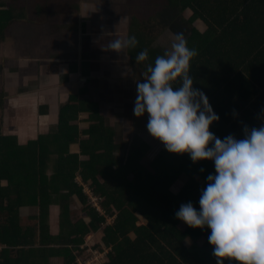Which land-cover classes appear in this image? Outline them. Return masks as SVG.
<instances>
[{
    "label": "trees",
    "instance_id": "1",
    "mask_svg": "<svg viewBox=\"0 0 264 264\" xmlns=\"http://www.w3.org/2000/svg\"><path fill=\"white\" fill-rule=\"evenodd\" d=\"M11 1L19 0H0V42L13 21L32 22L37 16L35 21L42 22L78 4L43 0L42 7L36 1L25 13ZM230 1L231 7L222 0H167V8L159 1L150 12L154 15L142 23L137 1L127 0L131 29L140 30L135 34L138 45L128 48V55L144 82L147 66H154L165 51L152 45L154 37L145 31L156 29L148 25L156 21L157 28L183 33L188 47L198 52L190 61L193 87L205 93L220 118L209 130L220 139H243L245 126L264 124V0ZM184 10L190 11L187 19L181 17ZM196 20L209 31L200 33L193 26ZM145 49L148 59L137 63L135 57ZM87 93L84 88L70 96L45 137L18 145L14 137L0 135V264H79L83 238L97 232L110 250L103 264H216L210 229L191 228L175 217L188 202L199 211L207 176L215 174L214 162L193 163L188 154L169 153L159 140L162 148L149 163L150 171L138 163L147 146L142 151L134 142L126 156L115 158L114 151L122 146L113 144L114 132L104 126L99 104ZM79 114L87 115V129L74 124ZM71 146L79 152L69 154ZM179 181L185 184L174 193L171 188ZM81 184L98 207L89 204ZM24 209H35L36 215L22 218ZM56 212L52 228L50 214ZM106 219L112 224L106 226ZM139 219L145 224L137 226Z\"/></svg>",
    "mask_w": 264,
    "mask_h": 264
},
{
    "label": "clouds",
    "instance_id": "2",
    "mask_svg": "<svg viewBox=\"0 0 264 264\" xmlns=\"http://www.w3.org/2000/svg\"><path fill=\"white\" fill-rule=\"evenodd\" d=\"M137 45L134 35L117 37L105 50L120 55ZM197 55L183 33H173L170 48L147 66L144 82H136L134 115L148 114V133L169 153L188 154L193 163L214 162L199 211L188 202L175 217L191 228L210 229L216 264H264V124L245 126L243 139H220L209 130L220 118L205 93L193 87L190 61ZM147 59V49L135 57L137 63Z\"/></svg>",
    "mask_w": 264,
    "mask_h": 264
},
{
    "label": "crops",
    "instance_id": "3",
    "mask_svg": "<svg viewBox=\"0 0 264 264\" xmlns=\"http://www.w3.org/2000/svg\"><path fill=\"white\" fill-rule=\"evenodd\" d=\"M163 1L165 8H167V0ZM93 2V4L88 5L89 3H79L78 0L77 8L76 4L72 8L67 6L65 9L70 8V12L61 13L42 22L35 21L37 16L30 23L24 18H20L13 21L10 28L7 29L5 37L0 42V45L2 44L0 46V115L3 116V121L0 120L1 136L14 137L18 145H26L30 141H36L39 137L47 136L50 128L57 125L61 105L70 102L68 101L70 96L79 95V91L84 88L88 90L86 98L89 96L88 98L93 101L95 96L100 113L103 115V106L107 102L102 101L101 103L99 101L96 96H100V94H95V91L90 87L92 83H98L100 88L98 91H101V85L103 86L104 91L113 98L111 103L115 105L114 108L117 111L120 110V107L115 103L119 101L120 95L126 99L125 89L129 90V96L133 90L132 97H127L128 102L136 100L137 84L133 79V68L127 69L122 66L130 64L128 49H125L120 55L105 49L111 40L117 37L135 36L140 30L138 28L136 30L131 29L133 23H130L129 19L127 22V17L123 16H128L127 11H123L117 5L116 0H113L110 6H106L105 2ZM156 3L158 2L154 4ZM222 3L228 7L233 5V2H229V0H222ZM187 12L189 14L185 15ZM142 13L139 10V14ZM255 13L253 11L251 16ZM88 15L89 19L87 18ZM153 15L154 13H150L149 18ZM189 15L190 11L184 10L181 17L187 19ZM76 16H78L77 22L80 21L78 32L76 22L73 23L75 19H72ZM121 18L125 19L124 23H119ZM55 21L59 23L58 27ZM20 23L31 24L30 31L33 32L32 40H30L32 42L31 50L36 49L35 51L42 55L41 58L40 56L39 58L37 56L29 58L27 53L24 54L20 50L16 57L7 55L5 45L16 47V36L14 37L15 41L8 39L10 31ZM148 26L154 27L158 33L155 34V31L149 29L145 31L149 37H154L152 41L154 46H160L157 44V39L163 33L170 37L173 34L169 29H161L159 25L157 28L156 21ZM193 26L202 34L209 31L208 26L201 20H196ZM156 35L157 38H155ZM82 36H86L88 40H83ZM45 37L46 39H43ZM90 41L91 43L86 46ZM102 45H104L103 50H101ZM160 47L165 50L162 46ZM63 50L70 51L72 56H64ZM86 51L98 55L87 56ZM36 59L38 62L42 60L44 62L37 66L34 64ZM13 65H16L15 72L8 76L9 67ZM97 67L100 70L98 73L96 72ZM118 79H121V82ZM115 80H117V84H126L125 88L123 90L114 88L112 85ZM131 80L133 84L129 88ZM137 80L139 81V79ZM105 83H108L107 87H105ZM62 102L63 104H61ZM43 128L47 130L45 131ZM73 151L72 154H76L77 151Z\"/></svg>",
    "mask_w": 264,
    "mask_h": 264
},
{
    "label": "rangeland",
    "instance_id": "4",
    "mask_svg": "<svg viewBox=\"0 0 264 264\" xmlns=\"http://www.w3.org/2000/svg\"><path fill=\"white\" fill-rule=\"evenodd\" d=\"M36 1L41 2V6L43 7V2H44L43 0H29L28 2H26L25 0H19L16 2L11 1L9 3L14 5V6H17L18 11H21V12L24 11L25 12L26 8L27 9H29V8L33 9L34 3ZM93 1H99V2L103 3L106 0H79V3H86L87 2V3H89L88 5H91L94 3ZM136 1L138 3V4H136V6L138 5V10L143 12L140 15V18H141L140 22L143 23L150 17V12L154 11V3L159 2L160 0H150V2H149V0H136ZM126 2H127V0H116L117 5L120 8H122L123 11L124 10L126 11V9H127ZM112 3H113V0H108L107 2H105V5L110 6ZM155 7L158 8L159 6H155ZM57 9L58 8H53V11H57ZM188 14L189 13L187 12L185 15H188ZM123 16L127 17L126 19L128 22V19H129L128 16L127 15H123ZM77 18H78V16H76L75 18H72V19H75V20H73V23L75 24V22H76V24H77L76 29L78 32L80 21L77 22ZM87 18L89 19V15L87 16ZM124 20H123V18H121L119 23H124ZM28 23H30V22H28ZM56 24H57L56 26L58 27L59 23L56 22ZM31 28H32L31 24L25 25V24L20 23L10 31L11 33L9 32L10 34H9L8 39H13V41H15L14 37L16 36V42H15L16 47L11 46V45H10V47H8L7 45H5V50H6V53L8 56L16 57V54H18L17 52L20 50L24 54L27 53L29 58H32L33 56H37L38 58L40 56V58H41L42 55L40 53H37V51H35L36 49L31 50L32 42H30V40H32V36H33V32L30 31ZM156 33L157 32L155 31V34ZM26 34H27V36H26ZM25 36H26V39H25ZM82 37H83V40H88L86 38V36H82ZM156 38H157V35H156ZM43 39H46V37ZM72 40H75V39H72ZM157 42H158L157 44H159L160 46H162L166 50V49L170 48L171 37L169 35H166V33H163L161 35V37L157 39ZM90 43H91V41L86 46H88ZM103 47H104V45L101 46V50H103ZM62 53L64 56L65 55L72 56L71 52L68 50L67 51L63 50ZM85 54L87 56H91V55L97 56L98 55V54H95L94 52H89V51H86ZM84 58H86V57H84ZM41 62L43 63L44 61L42 60V61L38 62L36 59V62H34V64H37V66H39V64ZM0 66H1V62H0ZM122 66L127 68V69L130 67L133 68V79H135L136 82L138 81L137 79H139L141 76H143V74L141 73V71L138 69V67L136 65L126 64V65H122ZM15 68H16V65L9 67L10 71H9L8 76H10L11 73L14 74ZM99 68H98V70H96L97 73L100 71ZM34 69H35V66H34ZM118 80H119V82H121V79H118ZM131 82L129 83V88L132 87L133 81L131 80ZM118 84H117V80H115V82L113 83L112 86L114 88H116V87L119 88V90H120V88L122 90L125 88L126 84H122V83H118ZM104 85H105V87H107L108 83H105ZM90 87L95 91V94H100V96H96V97L99 99V101L101 103H102V101L107 102L106 105L103 106V116H104V122L103 123H104V126L112 129V131L114 130L113 132L115 135L113 136V144L116 146H119V145L122 146V149L114 151V157L117 159H121V158H123V155L126 156L128 149L132 146V144L134 142L142 151H143L144 146H147L146 147L147 151L144 150L145 151L144 155H142L138 159V163L140 164V166L142 168L148 169L150 171L149 163L160 152L162 145L158 142L157 139L153 138L147 131L148 114L145 113L141 117H136L134 115L133 109H134L135 101L130 99L131 101L128 102L127 97L129 96L128 95L129 90H127V89H125L126 99L123 95L119 94L120 95L119 101H117L115 103V104H118V106L120 107V110L117 111V109L114 108L115 105H113L111 103V100L113 98L111 97L110 94H108L104 91L102 85H101V87H102L101 91H98L100 89L98 87V83H92L90 85ZM132 93H133V90L131 91V94ZM131 94H130V96L132 97ZM117 99H118V97H117ZM95 100H96V98L94 96L93 101H95ZM126 100H127V102H126ZM127 103H128V105H127ZM61 104H63V102ZM83 115L80 114L78 116L77 121L74 122V124H77L79 129H81V130L87 129V127L91 124L90 122H86L87 115L86 114L84 116ZM0 117L3 121V116L0 115ZM47 126H49V125H47ZM45 128H47V127H45ZM45 128H43V129L46 131L47 129H45ZM142 144H144V145H142ZM71 148H70L69 154H72L74 152L73 150L77 151L76 154L78 153L79 149L77 146H71ZM80 160L83 161L85 159L83 157H81ZM131 178L132 177L130 176L129 180H131ZM75 182L80 183L78 177L75 178ZM184 184H185V182L179 181V182H177V184H175L171 188V190L174 193H178ZM81 186L83 187L84 192L89 199V204H92L94 207H98V202L95 201L94 197H92L88 188L82 184H81ZM34 215H36L35 209H24V210H22V214H21L22 218L31 217ZM50 216H51V218L49 219V221H52V220L53 221H52V223H49V224L52 225V228H55L57 221H58L57 220V217H58L57 212H56V214H50ZM77 217H79V216H75V219H77ZM111 224H112V220L106 219V226H109ZM144 224L145 223L143 222V220L139 219L137 226H142ZM52 232L57 233V231L53 230V229H52ZM102 238H103V234L101 232H97L96 234H91V235L83 238V243L80 246V248L83 250L82 252H84V253L82 256L77 257V262H79V264H103L104 262L107 261L106 256L110 250L104 247V245L102 244V241H101ZM97 247H99L100 249H97ZM85 252H86V254H85ZM75 254L78 255L77 253H75ZM54 262L56 263V261H54Z\"/></svg>",
    "mask_w": 264,
    "mask_h": 264
}]
</instances>
